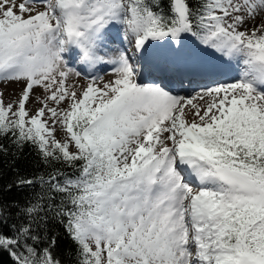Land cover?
<instances>
[{
	"label": "snow or ice",
	"instance_id": "snow-or-ice-1",
	"mask_svg": "<svg viewBox=\"0 0 264 264\" xmlns=\"http://www.w3.org/2000/svg\"><path fill=\"white\" fill-rule=\"evenodd\" d=\"M3 164L0 264H264V0H0Z\"/></svg>",
	"mask_w": 264,
	"mask_h": 264
},
{
	"label": "trees",
	"instance_id": "trees-1",
	"mask_svg": "<svg viewBox=\"0 0 264 264\" xmlns=\"http://www.w3.org/2000/svg\"><path fill=\"white\" fill-rule=\"evenodd\" d=\"M33 159H34V157L32 155H29L27 157V159L21 161L20 164H19L20 170L22 172H30V171H32L33 170V166H32ZM0 167H3V169H4V174H5L4 175V179H5V181H7L8 179L11 178L12 172L8 168L7 164L0 165ZM22 195H23L22 193H12V194L9 195V198H20ZM57 227L59 228V226H57ZM60 232L62 233L63 230L60 229ZM69 244H70L69 241L65 240L63 242L64 247H68Z\"/></svg>",
	"mask_w": 264,
	"mask_h": 264
},
{
	"label": "rangeland",
	"instance_id": "rangeland-1",
	"mask_svg": "<svg viewBox=\"0 0 264 264\" xmlns=\"http://www.w3.org/2000/svg\"><path fill=\"white\" fill-rule=\"evenodd\" d=\"M100 75L103 76L105 81L112 79V76H111L110 72H108L107 74H105L104 72H101ZM81 83H83V81H81ZM19 91H20V88L17 87V85H15V84L9 85L7 88H5L4 92H5V100H6V102L8 100L15 99V96L13 95V93L14 92H19ZM36 92H37L38 95L40 94V90L39 89H37ZM196 102L203 103V101H196ZM30 106L33 107L34 109L39 107V105H37V104H32Z\"/></svg>",
	"mask_w": 264,
	"mask_h": 264
}]
</instances>
